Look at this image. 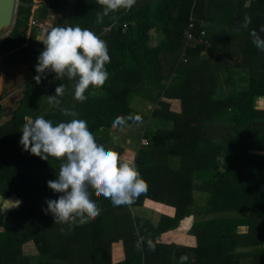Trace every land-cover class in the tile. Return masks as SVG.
<instances>
[{"label":"trees","instance_id":"obj_1","mask_svg":"<svg viewBox=\"0 0 264 264\" xmlns=\"http://www.w3.org/2000/svg\"><path fill=\"white\" fill-rule=\"evenodd\" d=\"M102 11L97 0H18L14 27L0 39V264H141L142 254L144 264H162L156 259L167 246L157 238L177 228L194 205L204 211L210 228L206 232L199 221L192 226L198 238L190 249L194 258L180 264H257L252 252L238 250L264 246V51L251 36L255 30L264 37V0H136L131 9L98 23ZM55 18L57 26L102 33L107 43L109 78L100 88L90 87L83 103L74 99L75 81L66 76L34 79L43 51L37 35ZM245 18L251 21L247 27ZM189 28L194 36L187 41ZM19 66L24 69L16 70ZM62 84L66 91L58 98L60 108H54L47 96ZM34 85L42 93L31 95ZM10 87L24 94L14 110L4 107ZM145 98L155 106L151 114L134 107L136 99ZM162 98H180L182 112ZM60 109L78 115L65 116ZM40 116L53 124L83 119L108 149L111 129L146 125L153 117L173 126L145 130L146 144L142 141L131 163L147 189L133 204L113 206L93 193L100 208L96 219L55 224L44 209L46 200L60 194L44 177L52 163L59 169L61 160H42L19 143L25 118ZM137 116L141 123L135 122ZM118 120L125 123L113 128ZM112 150L122 156L121 145ZM252 159L262 160L257 169L249 165ZM242 174L253 177L254 186L240 184ZM146 198L175 211L164 212L159 224L141 218L126 222L123 215L138 203L145 205ZM181 202L190 207L183 210ZM240 223L248 225L247 232L236 230ZM116 242L124 243L119 262L112 260ZM258 252L264 264V250Z\"/></svg>","mask_w":264,"mask_h":264},{"label":"clouds","instance_id":"obj_2","mask_svg":"<svg viewBox=\"0 0 264 264\" xmlns=\"http://www.w3.org/2000/svg\"><path fill=\"white\" fill-rule=\"evenodd\" d=\"M103 11L97 14V22L104 16L118 12L120 9H131L136 0H97ZM245 18V27L250 23ZM260 32L264 33V26ZM203 33V30H202ZM253 44L264 51V37L255 30L251 32ZM38 39V35H37ZM39 42L43 51L37 58L34 77L37 83L45 72L55 73L57 79L65 76L75 81L74 99L83 103L90 88H100L109 78L106 64L110 62L107 43L93 31L80 26H56L45 30ZM62 84L55 89V95H48V104L60 108L58 99L65 94ZM165 99V98H162ZM151 103V102H150ZM154 106L151 103L152 107ZM157 107V105H156ZM65 116L76 117L78 114L69 109H60ZM141 123V117L134 118ZM125 121L118 120L113 124ZM19 141L24 151L48 160L49 157L61 160L56 179L47 181V186L55 193L57 199L46 200L45 214L51 213L56 223L84 225L96 219L100 208L92 195L109 199L113 206L131 205L146 191L147 182L142 178L135 165L124 160L115 151L99 144L88 124L83 119H71L53 124L43 116L25 118ZM115 139V138H114ZM13 202V201H12ZM18 207L19 200L14 201ZM140 247V242H137ZM182 260L186 257H182Z\"/></svg>","mask_w":264,"mask_h":264},{"label":"rangeland","instance_id":"obj_3","mask_svg":"<svg viewBox=\"0 0 264 264\" xmlns=\"http://www.w3.org/2000/svg\"><path fill=\"white\" fill-rule=\"evenodd\" d=\"M55 20H56V26H57V18H55ZM55 20L50 19V20H48V22H44V24H45V25L43 24L44 25L43 26L44 31L55 27V23H54ZM59 20L61 22H64V18H60ZM52 23H54V24L52 25ZM65 23L68 24L67 20L65 21ZM42 33L43 32L41 30V34ZM184 47H186V45H184ZM23 69H24L23 66H19L16 68V70H18V71H21ZM3 70H4V73L9 72V63H6L4 65ZM52 76H54V74ZM51 77H49V80L52 83ZM157 79H159V77L152 78V81H156ZM54 81H56V80H54ZM40 87L41 86L38 87V86L34 85V88L31 90V93H32L31 95L42 93L39 91ZM23 95L20 91H16V92L14 90L13 91H9V90L4 91V97H5V99H4L5 106L4 107L9 108L10 110H14L18 106V104H17L18 100L20 101V99L22 98ZM260 103L264 105V101L263 102L260 101ZM133 104H134V107L141 109V110H143L149 114H151L152 110L155 109V106L149 107L148 106L149 103L142 101V100H139V99H136ZM146 108H148V109H146ZM165 122H166V120L157 119V118L153 117V118L149 119V121L147 122L146 125L145 124L142 125V123H141L140 125H136L137 127L134 125L132 127L131 126L128 127V125H126V126H122V127H118L116 129H113L114 131H117L119 133H117L114 136L115 139H113L109 143V149L112 150V148L115 144L121 145V148H122V156L121 157L123 159H125L126 161L133 162L137 158L138 149H139L140 144L143 141V137H144L143 135L145 133V130L151 131L153 129H158L159 127H163ZM131 130H132V132H131ZM131 134L136 139V141H133L134 143H132V139L130 137ZM145 144H146V142H145ZM176 158L179 159L178 157H176ZM261 161H262L261 159H252V162L249 165L250 166L252 165L254 167V169H257L258 165L261 163ZM174 164L176 166H178L180 163H179V161H177ZM56 172L58 173L59 169L56 167V165H54L52 163V165L49 168H47L46 176L44 178L48 179V180H55L56 179ZM239 181H240V184H248L249 185V184L253 183V186H254V178L248 176L247 174H242ZM144 201H146L148 203L147 207L144 204L142 205V204L138 203V205L133 206L134 208L131 211L129 210L130 213L123 215V217H125L126 222L130 223V220H133V221L138 220L143 215H145L146 217L151 219L150 215L152 212H150L148 209H150L152 206H154V204L148 198H146ZM180 204H182L183 210H185V211L190 207V204L188 202H185V203L181 202ZM148 207H150V208H148ZM192 207H193V213H196V215H195L196 218L201 219L204 216V211L202 209H200L199 206L194 205ZM173 209L175 210L174 206H173ZM160 213H162V216H163L164 212H160ZM185 224H186V220L182 222V226L180 229H178L176 231V234H174V233L168 234V236H167L168 240L167 241H170V242L178 241L179 243L181 242L182 245H189V244L193 245L194 241H193V237L190 233L188 234L186 232H183L185 236L181 235L182 231L184 230ZM57 226H59V225H57ZM238 230L243 231V229H241V228L240 229L238 228ZM137 233H138V231H137ZM58 236L59 235H57V237ZM128 236H129V233L127 232L126 237H128ZM123 244L117 243L114 245V247L115 248L119 247L122 250V249H124ZM262 249L264 250V246H262L258 249H254V250L248 248V249H241L238 251H241V252L246 253V254H249L250 252H252L253 256L257 260V264H259L261 256H260V253L258 251H260ZM185 254H190V257L192 256V253L190 252L189 248H184L182 253H181V257H178L177 251L173 252L174 257H171L170 259L165 260V263L175 264V263H180V262H186L187 258L184 260L181 259L182 257H184ZM193 256H194V254H193ZM142 257H143L142 258V263H143V259H144L143 254H142ZM165 257L169 258V254L167 253L165 255ZM253 260H254V258L251 261H253Z\"/></svg>","mask_w":264,"mask_h":264},{"label":"crops","instance_id":"obj_4","mask_svg":"<svg viewBox=\"0 0 264 264\" xmlns=\"http://www.w3.org/2000/svg\"><path fill=\"white\" fill-rule=\"evenodd\" d=\"M104 30H105V32H109L110 30H112V28H104ZM97 36H99L101 39H103L104 40V34H102V33H99V34H96ZM16 86H18V85H16ZM9 89V91H13L12 89H11V87L10 88H8ZM16 92V91H15ZM10 93V92H9ZM146 100H142V101H145V102H147V103H149V107L151 106V103L150 102H148V99L147 98H145ZM169 103H170V109L171 110H173V111H176V112H179V113H181L182 112V110H183V104H182V100L180 99V98H165ZM145 106V105H144ZM146 109H148V108H146ZM139 125V124H138ZM164 125L166 126V127H172L173 126V124H172V122H169V121H167V122H165L164 123ZM163 125V126H164ZM129 126H133V125H128V127ZM134 126H136V125H134ZM137 127V126H136ZM131 132H132V130H131ZM117 133H119V132H117V131H114L113 129H111L110 130V134L112 135V136H115ZM133 134V133H132ZM131 134V139H132V143H134L133 141H136V139L133 137V135ZM130 140V139H129ZM46 180H48V179H46ZM156 202V203H155ZM153 204H154V206H152L151 208L150 207H148V208H150V209H148L150 212H152L151 213V215H150V217H151V219H149L148 217H146L145 215H143L142 217H141V220L142 219H145V220H147V221H152V223H154V224H159L160 223V221H161V219L163 218V216H162V213H160V212H165V213H167V214H173V212L175 211L174 209H173V207L171 208V207H169V205H166V204H163L164 206L161 208V206H160V201H155ZM146 204H145V206L147 207L148 206V203L147 202H145ZM168 206V207H167ZM134 207H132L131 208V210L133 209ZM147 209V208H146ZM164 215V214H163ZM196 213H191V214H189L186 218H184V219H182L181 221H180V224H179V226L177 227V228H175L174 230H169V231H166V232H164L162 235H160L158 238H157V242H160V243H163V244H165L166 246H167V248H166V252L164 253V254H162L161 255V257H157V259L156 260H158V263H162V264H168V263H165V260H167V259H170L171 257H174V255H173V252H176L177 251V254H180V256H178V257H181V253H182V251H183V249L184 248H189V250L190 249H192V248H195L197 245H198V238H197V236L196 235H194L191 231H190V229H192V226L194 225L195 226V224L199 221V222H203L204 223V228H206V232L208 231V229L210 228V225H209V223H207L206 222V219H205V217L203 216L201 219H198V218H196ZM164 219V218H163ZM186 220V224H185V227H184V230L182 231V233H181V235H183V236H185L184 235V233L183 232H186V233H190L191 235H192V237H193V245H191V244H189V245H182L181 244V242L179 243L178 241H175V242H170V241H167L168 240V234H172V233H174V234H176V231L178 230V229H180L181 228V226H182V222L183 221H185ZM238 228L240 229H243V231H239L238 230ZM200 229H202V228H200ZM236 230L238 231V232H240V233H245V232H247V230H248V225L247 224H243V223H240L239 225H237V228H236ZM118 243H122V242H118ZM115 244H117V242L116 243H114L113 244V246H112V260H113V262H119V261H121V260H123L124 259V249H120L119 247H114V245ZM123 244V243H122ZM123 246H124V244H123ZM248 249V248H247ZM191 252V251H190ZM169 254V258H166L165 257V255L166 254ZM184 257H186L187 258V261L189 260V258H190V254H185L184 255ZM192 257L194 258V256H193V254H192ZM155 260V261H156ZM154 261V262H155ZM142 264V263H141ZM143 264H144V262H143ZM147 264H152V262L151 261H148L147 262ZM175 264H180V263H175Z\"/></svg>","mask_w":264,"mask_h":264},{"label":"water","instance_id":"obj_5","mask_svg":"<svg viewBox=\"0 0 264 264\" xmlns=\"http://www.w3.org/2000/svg\"><path fill=\"white\" fill-rule=\"evenodd\" d=\"M18 0H0V39L11 33L17 15Z\"/></svg>","mask_w":264,"mask_h":264},{"label":"built area","instance_id":"obj_6","mask_svg":"<svg viewBox=\"0 0 264 264\" xmlns=\"http://www.w3.org/2000/svg\"><path fill=\"white\" fill-rule=\"evenodd\" d=\"M34 25H36V21L33 22ZM190 29V28H189ZM42 32H44V27L41 29ZM41 36V33L38 35V38ZM194 36V33L193 31L190 29L188 31H186V39L187 41L191 40ZM45 74H49V75H53L54 73L53 72H45L44 74H42L41 76L45 75ZM38 75V74H37ZM143 142L145 143V141L143 140Z\"/></svg>","mask_w":264,"mask_h":264}]
</instances>
